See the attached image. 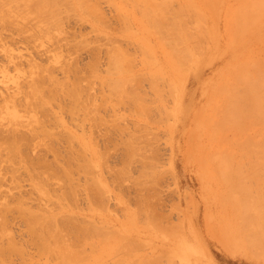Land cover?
I'll use <instances>...</instances> for the list:
<instances>
[{"label": "bare ground", "instance_id": "bare-ground-1", "mask_svg": "<svg viewBox=\"0 0 264 264\" xmlns=\"http://www.w3.org/2000/svg\"><path fill=\"white\" fill-rule=\"evenodd\" d=\"M62 1L63 0H9V2H12V7L15 4L18 5L16 6V8L21 7L22 10L25 7H28L30 9L29 6H32L34 10H31L33 9L31 7L30 11H34L36 15L32 12L34 14L33 15L30 11L29 13L28 10L26 11V13H29L27 15L31 16L32 14L33 17L35 16L34 19L36 21L31 22V25H35V28H37V26L39 25L38 27H41L39 28V30H41L42 27L45 26L44 29H47V31L51 29V26L49 28H46V25H43L42 22L44 23V21H47L49 19L51 22L53 20L52 23L54 25L55 22H57L58 14L57 16H53L51 14L52 18L54 17V19L52 20L50 19L51 16H49V18L47 19L44 14L50 15L49 13L54 10L53 8L57 6V3H59V6L61 4L60 2ZM71 1L69 0L70 4H67L66 8H68V5L71 6ZM90 1L88 0L87 2L89 6L91 5L89 4L91 3ZM214 1L215 0H183V4H179L177 0H114V8L116 9L117 16L121 18V22L123 18L122 10L125 6H130L132 10H137V12H139L138 14H140V17L142 18V21L139 23V32L138 34L129 33L128 36L132 38L138 45V50L140 51L138 53L143 54V56L145 55L148 60H145L144 57V60L139 63V65L141 64L139 72H131V77L128 79H124L127 74L125 77H122V73H126V71L128 72L129 70L127 69V67L125 68L126 65L128 66V64L126 63L127 61L125 62L126 65L122 62H124V59L127 60L128 58L129 60L130 58L122 53L121 48L113 47V45L111 48L112 50H110L107 45V48L110 50L109 51L105 48L109 51L106 59V61H108L107 65L109 67L107 66L105 70H107L108 68L109 69L107 71L104 70V72L106 73L104 76L103 74L102 76H99L100 74L98 75V84L101 82L102 85L101 83L99 84L101 85V87L104 86V88H108L107 92H105L106 90L104 91L103 89V91L107 93L108 96L103 93L100 87V91L103 93V95H100V102H97L99 103V105L95 102L94 98H88V96H85L86 98L83 100L82 95L86 94L85 90L89 87V82L92 81H89L90 79L86 80V78H77L78 75L76 74H78L79 72H77L78 70L73 65V63L70 64V62L69 65L64 64V67H59L61 71L65 73L66 78H70V75H73V77H71V81L69 79L70 82L68 83L66 82V78L59 80V78L53 76V70L56 69L48 68V66L53 67V65L46 64L45 67L44 65L40 66V64L35 63L36 61H32L33 58L26 61V63L28 62L27 65H29V67L27 66L28 72H26L25 75L28 76V80L25 86L23 88L16 87L15 91L12 94L5 93L4 95H0V105H3L5 109L8 108V103H10L12 106L11 111H1L2 117H0V121L1 118L2 120H4L3 118H5L6 124L0 126V167L1 164L5 163L4 166L7 168L6 163L7 161L10 162V167H8L7 169L9 170V177H11L12 180L15 176H13V174L18 172L19 169L23 170L25 172V176L27 175L28 180L32 182V191L33 189L35 190L33 192H36L37 197L35 199H32L29 196L25 197L24 194L22 195L19 192L21 190H17V194L15 195L14 193H9L11 190H8L9 192H5V194H3L4 197L0 195L3 199L0 201V234H6L3 231L8 228L7 225L10 223L8 222L7 216L11 215V217L9 218L12 219L15 216L16 220L18 219L22 223L21 225L24 226L23 236L26 237V239H23L25 241H22V243L16 242L18 243L16 244L14 242L15 239L8 238L6 236L9 240H11L9 242L7 241L8 245L4 244L6 242L0 239V243L1 241L4 242L3 244L1 243L4 247L0 244V264L14 263H12L13 260L8 261L10 259H5L6 256L4 255H7V258H9V255L6 253L7 251L9 254L13 252L17 254L16 256L21 255L19 256L20 258L18 257L20 259H18L20 264H30V261L33 259V255H28L27 250H25L26 252H24V248L27 249V246H31L32 248H34V252L38 256L39 260H44L42 264H124L123 259L127 255H125L123 259L122 256L128 253L126 251H123L124 254L122 253L123 247H126L125 244H122V241H126L125 239L129 238L127 240L128 242H135V237L137 236V234H135V239H133L135 241H133L131 237L125 238V235L123 236L122 234V231L125 230L124 227H122V222H118L116 227L111 225L107 211L105 209L104 211H102L103 206L100 207L102 202V200L100 201V199L106 192L107 187L103 184L102 179L96 175L95 170L96 168L98 170L100 169L99 165H101L103 161L102 155H104V150L105 153L107 152V148H104L103 152L100 149L101 154L95 148V154H97L98 152L97 158L99 159V161L102 160L101 163L97 158H95V154L92 155L95 156V160L97 159V161H95L94 163L91 161V159H89V157L86 158L87 155L83 158L82 154L85 155L84 151L89 148L86 147L87 144L84 140V135L82 137L79 134L76 135L74 133L71 134L70 132H67L65 129L67 127L62 121L60 115L62 112H67L70 116L72 115L74 117V115L78 114L76 111L77 109L78 111L82 109V112L85 109L86 111H88L87 109H90L92 111L91 106L92 104L95 105V103L96 106L93 112H97V108H101L102 104H107V97L110 98L113 96V100L117 102V104H115L117 106L120 105L118 103L122 102V98L126 97L123 101L129 102L131 104L130 109H133L132 111L130 110L132 112L131 113L128 108V115H130L129 118L131 119V122H129L131 123L130 126L132 127L130 128V126H124L125 128L122 129L123 126L120 127L121 125L119 124H117L119 126H113L116 122L112 124V126L113 128L117 127L114 128V130H117L118 132H123L122 130H126L125 132L127 134V140L125 139L124 141L126 142L122 143V148L124 146L126 155L124 154V150L123 154L126 158L123 156L125 159L123 157L122 159L130 162L132 160H136L137 162L141 163V165L150 167L152 166L151 169L147 171H141L138 175L142 177V180L135 181L134 184L135 186L138 185L137 188L140 189L142 186H146L145 183H148V179H151L157 173L153 165L150 164L148 160L150 159L152 161V158H155V160L153 159V161H156V157H154L155 153L153 154V150H156L158 148V145L161 143L162 138H164V141L166 143H170L169 139L173 137V122L175 121V118L178 121L179 119L181 120V118L185 119V114L189 110L190 106L185 105L184 99H181L180 97V85L187 76L186 73L188 70L189 72L191 71V73L194 74L195 70L197 69L193 68V64H196L195 51H197V45H199V40L203 35L202 31H200L201 25H204L206 21V26H204V33L207 35V32L209 31L207 28V17L210 18L212 24H215V22L217 21V10L214 9L215 4H212L215 3ZM0 2L4 4V6H7V4L10 6L9 2ZM64 2L66 1L64 0ZM76 2L77 0L75 1V3ZM92 2H96V0H92ZM87 3L86 0H78L77 8L79 7V4H84L85 6H87ZM84 5H82L83 9H81V12L86 9ZM95 5L97 4L95 3ZM9 6V9H2L0 7V17H2L3 19H8L9 22H11L13 14L17 15L18 12V14L21 15L26 10L24 9L21 13L17 11L18 8L17 10L13 8L15 9L13 10L12 7ZM89 6H87L88 8L85 10V12L89 13V16L91 17L92 15L90 12L94 10V8L92 7L93 5H91L92 8H90ZM73 8L74 7L72 5L69 10L73 11ZM10 9L13 11H17L16 14L14 12L12 16H8ZM87 10L89 12H87ZM96 10L98 11L99 9ZM97 11L94 10V12L98 13L99 11ZM226 11L227 13H225L224 20V29L227 33V41L225 44L226 48L231 47L232 45L243 46L245 45V43L252 42L258 46V52H256V50L248 51L249 49H244L241 56H239L235 62L230 64L227 63L228 66L224 70H220V73L216 78H214V81L212 80V83L211 81L208 82L206 84V89L203 88L204 90L202 94L205 97V99L203 100L204 102L201 104V106L192 108V110L190 111V120L186 128L185 156L187 161L195 164L194 166L196 167V172L201 183V189L204 195L205 203L209 205L208 209H210V211L208 214V218L206 219V223L209 225L208 228L210 229V231L215 232V230L218 229L222 231L221 237L224 240L222 241V243L228 251H234L245 243L248 246V249H253L252 252H257V255L264 256V0H234V6L229 7ZM94 12H92V14H94ZM26 13H24L25 15L21 16L17 15V19L21 21L20 23H23L22 26H20L21 24L17 25V20H15L17 23L13 20L16 26L14 23H12L13 21L11 22V26H13L14 24L13 27H15V29L10 30V33L15 34L16 36H13L17 37V39L19 40L21 39V41L25 38L24 36H26L23 34L33 31L31 25H29V29H32V31L26 29L24 25L25 22H22V18L26 16ZM80 14L83 15V12ZM85 15L88 16L87 14ZM18 16L22 18H18ZM37 16H41L43 18H36ZM100 16H103L101 15V12L100 14H98V17ZM31 17L29 18L31 19ZM24 20L27 21L28 18H24ZM38 20H42V22ZM3 21L5 22L6 20L4 19ZM37 21L41 24H37ZM51 22L45 23L49 24ZM255 24L258 25V27L253 29L252 26ZM26 25H28V23H26ZM0 27L4 28L2 26ZM7 27L8 25L6 26V28ZM53 27H56V25ZM55 29H57V27ZM111 29L113 28H110V30ZM45 31L46 30H43L45 36H47L49 32L46 33ZM52 31H50V33H52ZM1 35L2 34H0V36ZM4 35H2V38ZM17 35L19 36V38ZM51 35L52 34H50V36ZM29 36H31V34ZM47 37H49V35ZM51 37H49V39H51ZM10 38L15 39L11 36ZM113 40L114 42H116L115 39ZM83 42L85 41L83 40ZM110 42L112 43L113 41ZM115 45L117 46V44ZM137 45L135 46L136 48ZM260 45L262 46L261 48ZM120 47H122V45H120ZM123 51H125V49ZM157 51L161 53V55L163 56L162 58H158L155 55ZM122 54L125 56V58H123L124 56ZM56 58L57 57H55V59ZM29 61H32L33 63L31 62L29 64ZM9 62L14 63L12 60H10ZM14 65L16 64L14 63ZM123 65L125 66L123 67ZM87 68L88 70H92L89 69L90 67ZM87 68L85 67L86 72L85 74H82L84 75L82 77H85V75H90L86 74ZM88 73H90V71H88ZM90 76L92 77V75ZM95 76L97 78V75ZM95 76L94 79H96ZM79 77H81V75ZM84 80L86 82L85 86L88 87H85L83 84L85 90L83 89L82 92V81ZM136 80H144L145 82L147 81V85L145 87L148 86V90L150 89L148 91L149 96L146 93L147 89L145 90L146 92L142 93H140L141 90H138L140 91L139 93L136 92V89L135 92L134 90L133 92H131L130 90L132 89H130L129 91L127 90V86L130 85V83H132L133 81L135 82ZM65 86L66 88H64ZM92 87L90 86L89 89ZM137 89L141 88L138 87ZM128 93L131 94L129 95ZM97 95L99 96V94ZM89 96L92 97L91 95ZM63 97H65V99L67 98L66 100L70 101L68 103H72V105L64 104V107L63 105L60 106V104H62L63 102L60 99H62ZM89 99H93V103ZM59 100L61 101V103L53 106L52 108L51 105H54L52 101L57 102ZM77 101L80 102L78 103ZM127 102L126 104L127 106H129ZM88 104L91 106H89ZM49 105L52 108V111L50 110V108V114L47 113V115L45 114V110L46 112H48L47 110ZM111 105L112 104H110V106ZM15 106L22 108L23 111L27 113V115L29 114L28 119L30 120H28L29 122L27 121L25 125L19 124L21 121L18 119V116L16 114L18 110ZM54 107H57V111ZM113 107L114 105L112 106V108ZM53 109H55V112H53ZM39 111H41L40 115H42V117H40V115L38 114ZM81 111H79V113H82ZM86 113L84 114V116L87 115ZM90 113L92 112H89L88 114ZM50 115L52 118L49 117ZM80 116L81 115H79V117ZM90 117L92 118V116ZM115 117H120L119 121L121 120V118L122 120L124 119V117H121L120 115H116ZM98 119L92 118L93 122L96 121V125L95 122L92 123L94 127L97 125L99 127V124H97V121H99ZM90 120L88 118V121ZM100 120H102L101 124H104L102 123L103 119ZM105 121L108 122L107 119ZM49 122H52V126H48ZM89 123L91 124V121ZM74 124L75 123H73V125ZM110 127L109 129L112 128ZM57 128H60L61 130L59 131L58 129L59 132H57ZM54 130H56V132H54ZM106 138L107 136L105 135V140ZM36 139H38L37 141H39L38 144L34 143ZM44 139L45 142L46 140H48V143H45L43 141ZM90 139L86 141L89 142ZM74 141L75 143H79L78 145L80 147L75 145L77 148H80L79 150L74 149ZM60 143H65L66 155L60 153V150L58 148V145H60ZM41 144H43L42 146L45 148V155L47 152H51L53 156L52 162H47L45 156H41L40 154V156L37 155V157H32L33 154L31 156L29 155V149L30 151H33L35 150V148H37V146H40ZM83 144H86V148L83 147ZM94 144L92 146H95ZM89 146H91V143L89 144ZM93 149L90 148L89 150L93 151ZM90 153L92 154L93 152ZM68 154L70 158H75V160L73 161H81L79 164L76 163V167H78V169L75 168L76 164L73 167H71L72 165L70 166L69 162L67 161L68 158L66 159V156L68 157ZM74 155L79 158V161L78 159L76 160V157H73ZM103 158H105V155ZM121 163V165H124L125 167V164H123L124 162L122 161ZM12 164H14L13 167L11 166ZM96 165L98 167H96ZM127 166L125 167L126 170ZM6 168L4 169L6 170ZM72 168L76 171L80 170L83 175L82 181L84 182L81 185L82 189L80 190H82L84 194L86 209H79V207L77 208L78 205L74 206L70 203V201H72L71 198L73 192L75 191V187H73L74 185L72 186ZM116 168H119L120 171L119 169H117V171L114 170V172H112L114 173V176H116V178H121L124 171L121 172V170L123 169H121L120 166ZM4 169L2 168V170ZM111 169H114V167ZM104 171L105 170H103V172ZM86 175H90V177H86ZM120 178H117L115 180L117 181ZM12 180L10 179V181ZM54 180L56 181V183L54 182ZM49 182L50 184L54 182V185L57 186L55 187V189L54 187L49 188L50 191L52 190L53 192V194L50 195L53 196L50 197L49 194H47L45 195L44 199L40 195L41 193H45L47 191H45L44 186L47 188L46 185ZM58 182H61L62 184L60 185ZM114 184L115 181L113 185ZM14 187L18 189L17 186H13L11 187V189H15ZM7 193H9V195ZM94 197L99 198L98 203L97 201H95ZM141 197L137 196L136 198V201H141L138 202L139 204L142 203ZM30 200H35V204L38 205H35L36 207L34 206V208H30L32 204H29V206L27 205ZM41 200H44L45 202L48 201L51 204L48 205L49 207H45L44 205L46 204L42 205L44 201L42 202ZM52 204L53 207L51 206ZM135 206L137 207L136 209L129 211L130 220L141 214L140 212L148 215L147 210L142 208L143 205ZM97 208L99 214H95V212H92V209ZM138 211L139 214L137 213ZM152 217L155 218L153 215ZM131 227L132 225H130V228ZM140 237L142 236L140 235ZM20 244L24 247H22ZM140 246H142L143 248L145 244L143 242H140ZM7 247L14 248H10V250L12 251L9 252L10 250H6ZM173 247L174 246L172 245H168L169 249ZM19 250L21 253L19 252ZM190 252H192V250L190 246H187L186 239H178V246L174 248V258L176 259V262L178 260V262L175 264H195L191 263L188 260V254ZM143 253L146 252L143 251ZM21 257L23 259H21ZM125 259L127 260V258ZM128 259V261L130 262L128 264L173 263V258L170 255V250L159 252L157 256L153 257H148L146 256V254H142L140 258H138V260L136 259L134 262H131L132 260L130 258Z\"/></svg>", "mask_w": 264, "mask_h": 264}, {"label": "rangeland", "instance_id": "rangeland-1", "mask_svg": "<svg viewBox=\"0 0 264 264\" xmlns=\"http://www.w3.org/2000/svg\"><path fill=\"white\" fill-rule=\"evenodd\" d=\"M0 1H2V2L5 1V3L9 2V0L8 1L7 0H0ZM65 1L66 2H64V0L62 2H60L61 4H63V5H61V4L59 5L60 8L58 6L59 3H57V6L55 7L56 9L53 8L54 10L51 13L48 12L50 15L44 14L47 19L49 18V16H51V14L53 16H55V15L57 16V14H58L57 22H55L54 25L52 23L53 22L52 19H54V17L52 18V16L50 18L52 20V22L49 19L48 20L45 19L47 21H44V23L45 22H51L49 24H46V23L44 24L42 22L43 19L41 21L38 20V21L42 22L43 25H46V28H49L51 26L50 28L52 29V27L56 25L57 29H55L56 27H53V29H52L53 31L51 29H49L50 31H52V33H50L49 30L47 31V29H44L45 26L42 27L43 30H46L45 31L46 33L49 32L47 34V36L49 35V37H51V36L53 37V38L51 37V39H49V37L45 36V33L43 32L42 29L39 30V28H41V27H38L39 25L37 26L38 29L35 28L36 27L35 25L34 26L31 25L32 24L31 22L36 21L34 19L35 16L33 17V15L34 14L36 15V13H34V11H32L34 13L33 14L30 11L32 6H29L30 9L28 7L24 6L25 8H23V10L24 9H26V10L23 12L21 7L20 8L22 11L20 10L19 7H17L18 8V10H17L16 6H18V5L14 4V6L12 7L11 6L12 2H9L10 6L8 4H7V6L6 5L4 6V4H2L0 2L1 3L0 7L2 9H5V8L7 9L9 6V7H12V9L15 8L17 11H19L21 13L23 12V14H21V15H25L24 13H26L27 10H28V12L30 11L33 14V15L31 14V16L33 17V20H32V17L27 15L30 12L26 13V16L24 18L25 19L28 18V20L25 21L24 18L20 17L21 15L18 14L17 11H13L15 9H13V10L10 9V11H9L8 16H12V14L14 12H15V14L17 12V15H20V16H18V18H22L24 20V21L22 20V22H25L24 25H25L26 29L30 28L29 25H31V27L33 29V31H32V29H29L32 32L29 31L30 33L26 32L25 34H23L26 36H24L25 38L22 41H21V39L20 40L17 39V37H15L16 36L15 34L10 33V30L15 29V27H13L15 22H16L15 20L18 21L17 25H20V24H21L20 26L23 25V23H20L21 21H19L17 19V15L13 14V16H12L13 18L11 19V22L13 20L15 21V22L14 21L12 22V23H14L13 26H11L12 24H11V22H9L8 19L4 18L6 21L8 20L7 22L6 21L4 22L3 21L4 19L2 17H0V18H2V19H0V26L6 28V26L8 25V27L6 28L7 30L0 27V34L6 35V36L4 35L5 37L3 36V38H2V35L0 36V95L1 94L4 95L5 93L12 94L15 91L16 87H19V88L22 87L23 88L25 86V84L27 83V80H28L27 79L28 76H25V75H26V72H28V67H29V65H27L28 62L26 63V61L31 60L33 58L32 61H34V62L36 61L35 63L40 64V66L44 65V67H45L46 64L47 65H53V67L48 66V68L49 69L50 68L56 69V70H53V76L56 78H59V80L66 78L65 73H63L60 69L61 66L64 67V64L69 65L70 62H71L70 64L73 63V65L78 70L77 72H79L78 74H76V75H78L77 78H86V80L90 79L89 81H92V82L88 81L90 83L89 87L94 86V87L89 89L88 86H85L86 85L85 80L82 81V92H83V89L85 90V87H88L85 90L86 92L84 91L86 94L84 93L85 95H82L83 100L86 98L85 96H88V98H94L95 102L97 103V102H100L99 98H100V95H103V93L106 94V96H108V94L105 93L108 91L107 90L108 88L106 89V87L104 88V86H102L103 87L102 88L101 82H100L101 85H99L100 83L98 84V75L100 74L99 76H102V74H103V76H104L106 74L104 72L105 68H107V66H108L107 65L108 61H106V59H107V55H108L109 51L112 50L111 48L113 45H114L113 47L121 48L122 53L125 56L129 57L130 58L129 60L132 61V62L129 61L128 58L126 57L127 60L124 59L123 60L124 62H122L125 65H126V63L128 64V66L123 65V67L125 66V68L127 67V69L129 70L128 71L129 73L127 71H126V73L125 72L122 73V75H123L122 77H125L127 74V76H126L127 78L125 77L124 79L130 78L131 72H136V71L139 72V69L141 68V64L139 65V63H141L144 60V57H145V60H148V58L145 55L143 56V54L138 53V52H140L138 50V45L136 44V42L132 38H130L128 36L129 33L130 34H138V32H139V28H140L139 23L142 21V18L140 17V14H138L139 12H137V10H132L130 6H125L124 9L122 10V17L124 19L122 18V22H121V20H120L121 18H119V16H117L116 9L114 8L115 7L114 0H96V2H92V0L91 1L89 0L91 2L89 4L93 5L92 7L94 8L95 11H97L96 9H99L98 10L99 12L97 11L98 13H96V12H94V10H92L90 12L92 15L91 17L89 16L90 15L89 13L85 12V10L88 8L87 6H89L87 3L88 0H86L87 6H85L84 4H79L78 8H77L78 0L76 3H75L76 0H72L73 2L70 0L71 6L68 5V8H66V7H67V4H70V2H69V0H65ZM93 1H95V0H93ZM112 1H113V3H112ZM177 1L179 4H183V0H177ZM214 2L215 3H212V4L213 5L215 4L214 9L217 10V14H218V16L216 18L217 21L215 22V24H212V22L210 21V18L207 17V21H208L207 28L209 30L207 32V35L204 33V26H206V21H205L204 25H201L200 31H202L203 35L199 40L200 41L199 45H197L198 49H197V51H195L196 64H193L194 65L193 68H197V69L195 70L194 74L191 73V71L189 72V70H188L186 73L187 76L185 77L186 80L184 79L182 84L180 85V94H181L180 97H181V99H184L185 105L190 106L189 110L185 114V116H186L185 119L181 118V120L179 119V121H178L175 118V121L173 122V124H174L173 137L171 139H169L170 143L169 144L166 143L164 141V138H162L161 143L158 145V148L156 150H153V154L155 153L154 157H156V161H153V159L155 160V158H152L153 162L150 159H148V160H149L150 164L153 165V167L155 168L157 173L151 179H148V181H147L148 183H145L146 186H142V187L140 186L141 187V189H140V188H137L138 185L135 186L134 184H135V181L142 180L141 179L142 177L139 176L138 174H140L141 171H147V170L151 169L152 166L150 167V166H146V165L145 166L141 165V163L137 162L136 160L135 161L132 160L131 162L124 160L126 158L125 157L126 153L124 150L125 149L124 146L122 148V143L126 142V141H124L125 139L127 140V138H126L127 134L125 132L126 130H122L124 132L123 133V132H120V131L118 132L117 130H114V128H117V127L113 128V126L121 125L120 127L123 126L122 127V129H123L125 127H129L131 124L130 123L131 119L129 118L130 115H128V113L130 110L132 111L133 109H130L131 104L129 102L126 101L129 105V106H127L126 102L123 101L124 98H126V97L122 98L123 100H122V102L118 103V104H120L118 106L115 105V104H117V102H115V100H113V96L110 98L107 97V101H106L107 104H102L101 108L100 107L97 108L98 109L97 112H95V111L93 112V110L95 109V106H96V103H95V105L92 104V106L88 104L89 106H91L92 111L90 109H87L88 111H86V109H85L82 112L81 111L82 109H80L79 111H81L83 113L82 114V113H79V111L77 109L76 111L78 114L76 113L77 115H74V117L72 115L70 116L69 113H67V112L66 113L62 112L60 115V117L62 118V121L65 123V126L67 127V128H65L67 132H70L71 134L74 133L76 135L79 134L82 137L84 135V138H85L84 140H85L87 145L83 144V147H85V145H86V147H89V148L86 149V151H88V152L84 151L85 155L81 153L83 155V158L87 155L86 158L89 157V159H91V161L94 163L98 159L97 158L98 152H97V154H95V152H96L95 148H96V150H98L100 152V154H101L100 149L103 152V149L107 148L106 149L107 154L105 153V150H104L105 158H103L104 155H102L103 161L102 160L99 161V159H98V161L100 163L102 161V164L99 165L100 169L98 170L96 168V167H98L97 165L95 167L96 168V170H95L96 175L102 179L103 184L107 187L106 192L104 193L103 197L100 199V201L102 200V202H103V203L101 202L100 207L103 206L102 211H104V209L107 211L109 218H110V224L111 225L116 227L118 222H120V223L122 222V227H124V229L126 231H128V232H126L125 230L122 231V234H123V236L125 235L124 236L125 238L131 237L132 240L136 238V241L133 240L136 243L135 242L130 243L131 241L128 242L127 240L129 238L128 239L124 238L126 241H122L123 242L122 244L126 245V247H123L122 253H123V251H126L129 254L128 255V254L123 253L124 255L122 256V259L125 255H127L123 259L124 264L126 261H127L126 264L130 263L128 261L129 260L128 258H130L132 260L131 262H134L136 259L138 260V258H140V256L142 254H146V256H148V257H153V256H157V254H159V252L167 251V250H170V255L173 258L172 264H175L178 262V260L176 262V259L174 258V248H176L178 246V239H181V238L186 239L187 246L191 247L192 252H190L188 254L189 255L188 260L191 263H195V264H264V256H262V255L259 256L256 254L257 252L256 253L252 252L253 249H250V248L248 249V246L245 243H244V245H241L240 247H238V249H235L234 251H228V250H226V248L224 247V244L222 243V241H224L223 238L221 237L222 231L220 229L215 230V232L210 231V229L208 228L209 225L206 223V219L208 218V214L210 211V209H208L209 205L207 203H205L204 195H203V192L201 189V183H200L199 177H198L197 172H196V167L194 166L195 164L190 162V161H187L186 156H185L186 155V150H185L186 128H187V126L189 124V120H190V116H189L190 111L192 110V108H197L198 106H201V104L204 102L203 100L205 99V97L203 96L202 92L204 89H206V84L210 81L212 83L214 81V78H216L217 75L220 73V70H224L228 66V64L235 62L238 59V57L241 56L244 49H249L248 51L256 50V52H258V46L252 42L251 43H245V45H243V46L232 45L231 47L226 48L225 44L227 41V36H226L227 33L225 32V29H224L225 28V26H224L225 13H227L226 10H228L229 7L234 6V0H223V1L215 0ZM219 2H220V4H219ZM31 3H29V4H31ZM95 3L97 5H95ZM75 4H76V6H75ZM72 5L74 7L73 11H75V12H73L72 10H69L70 7H72ZM82 5H84L86 7V9H84V11H82L83 15L80 14V13H82L81 9H83ZM91 5L89 6L90 8H92ZM217 7L219 10L217 9ZM57 8H59V9H57ZM79 8H80V11H79ZM31 10H34V8ZM11 11H13V12H11ZM54 11L56 14L54 13ZM10 12H11V15H10ZM76 12H78V13H76ZM87 12H89V11L87 10ZM92 12H94V14H92ZM100 12H101V15H103V16H100L101 18L98 17V14H100ZM85 14H87L89 17L86 16ZM28 16L31 17V19ZM40 17L37 16L36 18H39V19L43 18V17H41V18ZM116 17H117L119 22L117 21ZM59 19H60V21H59ZM30 20H32V21H30ZM135 20L137 23L135 22ZM1 21H2V24H1ZM28 21H30V22H28ZM40 22H38L37 24H39ZM117 22H118V24H117ZM3 23H4V25H3ZM26 23H28V25H26ZM47 25H49V26H47ZM107 25H108V28H107ZM15 26H16V24H15ZM27 26H28V28H27ZM111 26H113V27H111ZM117 26L120 28H118ZM257 27H258V25H256V24L252 26L253 29H255ZM110 28H113V29L110 30ZM37 30H38V32H37ZM28 34L29 35L31 34V36H29ZM50 34H52V35L50 36ZM9 35L11 37H14L15 39H13V38L11 39ZM13 35H15V36H13ZM33 36L34 37L36 36L35 37L36 39ZM18 38H19V36H18ZM31 38H32V42H31ZM82 39L85 42H83ZM113 39H115V41L116 42L118 41V42L117 43L114 42ZM43 41H46V42H43ZM110 41H113L112 43H114V44H112ZM119 41H122V42H119ZM54 44H56V45H54ZM115 44H117V46ZM135 44L137 45V48L135 47L136 46ZM107 45H108V48L110 50L107 48ZM120 45H122V47L125 49V51H123L124 49L122 47H120ZM261 47L262 46L260 45V48ZM105 48L108 49L109 51L106 50ZM106 52H107V54H106ZM125 52L128 54H126ZM133 53H135V54H133ZM132 55H134V56H132ZM155 55L158 58L163 57L161 55V53H159V51H157ZM236 55H237V57H236ZM17 56L19 57V59ZM125 56L123 58H125ZM141 56H142V58H141ZM15 57H17V58H15ZM55 57H57V58L55 59ZM63 57H64V59H63ZM9 59L12 60L16 65H14V63H12V62H9L10 61ZM32 61H29V64ZM56 61H57V63H56ZM92 61L94 62V64L96 66L93 64ZM128 61L131 63H129ZM54 66H55V68H54ZM85 67L86 68L90 67L89 69H92V70H88V68H87V73H86V74L92 75V77L90 75L89 76L85 75V77H82V76H84L82 74H85V72H86ZM107 70H105V71H107ZM88 71H90V73H88ZM91 71H92V73H91ZM79 74L81 75V77H79L80 76ZM95 75H97V78ZM70 76L73 77V75H70ZM94 76L97 80L94 79ZM71 77L70 78L67 77L68 79L66 78V82L69 83L71 81ZM69 79H70V81H69ZM72 80H73V78H72ZM83 84L85 87L83 86ZM146 85H147V81L145 82L144 80H138V81L136 80L135 82L133 81L132 83H130V85L127 86V90L129 91L130 89H132L130 91L133 92V90H134V92H135V89H136L137 93L140 92L138 90H141L140 93L147 91L146 93L148 94L149 93L148 91L150 89L148 90L149 87L148 86H147L148 88L145 87ZM100 87H101L102 91H103V89H104V91L105 90L106 91L105 92L103 91V93H102L100 91L101 90ZM138 87L141 89H137ZM64 88H66V86ZM95 89H98V90H95ZM92 92H96V93H92ZM64 94H65V92H64ZM97 94H99V96ZM128 94L130 95L131 93H128ZM89 95H91L92 97H90ZM148 96H149V94H148ZM62 99H60L61 101H63L62 104H60L61 103L60 100H59L60 102L57 101L58 103L56 101H54V102L52 101V103H54V105L51 103L52 104V105L50 104L51 107L53 108V106H55L57 104H60V106L63 105V107H64V104L65 105H68V104L72 105V103H68L70 101L66 100L67 98L65 99V97H63ZM109 99H111V100H109ZM89 100H91V102H92L93 99H89ZM112 100H113V102H112ZM77 102L79 103L80 101H77ZM77 102H76V104H77ZM109 103L112 105L110 106ZM8 104L9 105H8L7 109H5L3 105H0V117H2V112H1L2 110L5 112L12 110L11 104L10 103H8ZM97 104L99 105V103H97ZM50 105H49V107L47 106L48 112H46V110H45V114H47V113L50 114L49 111L50 110L52 111V108L50 107ZM103 105H104V107H103ZM113 105H114V107L112 108ZM16 108L18 110L16 113L18 116V119L22 122L21 123L19 121L20 122L19 124L25 125L26 122L28 120H30V119H28L29 114L27 115V113L24 112L23 109L18 107V106ZM16 108H14V109H16ZM54 108L57 111V107H54ZM128 108H129V111H128ZM55 109H53V112H55L54 111ZM14 112H16V111H14ZM86 112H88V113L92 112L93 114L92 113L88 114ZM85 113L87 114L86 116H84ZM38 114L40 115L41 111H39ZM115 114L120 115L121 117H124V119L122 120V118H121V120L119 121L120 117L119 118L115 117L116 116ZM79 115H81L80 117H81V120H83V121L80 120ZM94 115L97 117H95ZM90 116H92L93 119L99 118L98 120L100 121V123H99V121H97V124H99V127H98V125L94 127V125L92 123L95 122V125H96V121L93 122L92 118ZM40 117H42V115H40ZM49 117H51V115ZM83 117L85 118V120ZM87 117L89 118V120L91 118V120H90L91 124L89 123L90 121H88ZM74 118L75 119L77 118V119L75 120ZM3 119L4 120H2V118H1V121H0L1 125L0 126H2L3 124L4 125L6 124L5 118H3ZM100 119H103L102 123H104V124H101L102 120H100ZM106 119L108 122L105 121ZM50 120H52V119H50ZM121 121H123V122H121ZM73 123H75L74 125H77V126H74ZM112 124H114V125L112 126ZM117 124H119V125H117ZM48 126H52V122H49ZM109 127L111 129H109ZM131 127L132 126H130V128ZM58 129H59V131L61 130L60 128H57L56 129L57 132H59ZM56 130H54V132H56ZM105 135L107 136L106 140H105ZM88 139H90L91 141L90 140H89V142L86 141ZM92 139L95 141H93ZM113 139L116 141H114ZM37 140L38 139H36L34 141V143L38 144L39 141H37ZM43 141L45 142V139ZM94 142H95V144H94ZM112 142L114 143V145ZM45 143H48V140H46ZM90 143H91V146L93 144L95 146H92V147L89 146ZM111 143L113 146L111 145ZM78 144L79 143H75V141L73 142L74 149H76V150L80 149V148H77L75 146V145H77L78 147H80ZM118 144L121 146H119ZM42 145L43 144H41L40 146H37V148H35V150H33V151L31 150L32 152L29 149L28 150L29 155L31 156L33 154L32 157H37V155L40 154L41 156H45L47 162H52L53 156H52L51 152H47L45 155V148ZM58 148L60 150V153L66 155L65 143H62V144L60 143V145H58ZM90 148L91 149L94 148L93 151H90L89 150ZM123 150H124L125 155L123 154ZM89 151L93 152V153L91 154ZM93 154H95L96 157L92 156ZM65 155H64V157H65ZM73 157H76V160L78 159V161H79V158L77 156L74 155ZM94 157L97 159L95 160ZM122 157L124 159H122ZM92 158H93V160H92ZM66 159L69 162L70 166L72 165L71 167H73L76 163L79 164L81 162V161H79V162L73 161V160H75V158L74 159L70 158L69 154H68V157L66 156ZM67 161H66V163H67ZM122 161L124 162L123 164H125V167L128 164L127 170L125 169L124 165H121ZM125 161H126V163H125ZM105 162H106V165H105ZM103 163H104V165H103ZM77 164L75 165V168L78 169V167H76ZM4 165H5V163L1 164V167L3 169L6 168ZM6 166H7V168L10 167L9 161H7ZM11 166L13 167L14 164H12ZM100 166H102V167H100ZM119 166L121 169H123V170H121V172H123V171L124 172H123V174H122L123 176L121 178L117 177V178H120L117 180V181H119V180L120 181L117 182L115 180L117 178H116V176H114L113 172H114V170L117 171V169H119V168H116V167H119ZM103 167H104V169H103ZM113 167H114V169H111ZM2 168L0 170V173H1L0 177L2 178V179L0 178V195H2V197H4L3 194H5V192H9L10 190L11 191L9 193H12V194L14 193V195L17 194V190L18 191L21 190L19 192L22 195L24 194L25 197L29 196L32 199H35L37 197L36 192H33L35 190L33 189V191H32V185H31L32 182L30 180H28L27 175L25 176V172L23 170L19 169L18 172L13 174V176L15 175L14 179H13L15 181V183H14L12 178L9 177V172H8L9 170L7 168H6L7 171L5 169L2 170ZM103 170H105L104 171L105 173L103 172ZM93 171H94V169H93ZM119 171H120V169H119ZM6 172H8V173H6ZM71 172H73L72 173L73 174L72 175L73 176L72 186L74 185L73 187H75L74 188L75 191L73 192V195H72V198L73 197L74 198L73 199L71 198L73 203H72V201H70V203L74 206L78 205L77 208L79 207V209L85 208L86 207V201L84 200L83 191L80 190V189H82L81 185L84 182V181H82L83 175L80 172V170L76 171L75 169L73 170V168L71 169ZM107 173L109 175L111 174L112 176L111 175L109 176ZM20 174H22V175H20ZM10 176H11V174H10ZM106 176H107V178H106ZM86 177H90V175H86ZM110 177H112V178H110ZM10 179L12 181H10ZM110 179H112V180H110ZM121 180H122V182H121ZM109 181H110V183H109ZM114 181H115V184L113 185ZM149 181H150V183H149ZM54 182L56 183L55 180H54ZM54 182H52V184H50V182H49L46 185L47 188L44 186L45 191L46 190L47 191L45 193L44 192L41 193L40 196L42 198L45 199V195H47V194H49L50 197L53 196V195H50V194H53V192H52V190L50 191L49 188L54 187V189H55V187L57 185H54ZM73 182H74V184H73ZM58 183L60 185L62 184L61 182H58ZM13 186H17L18 189H16V187H14L15 189H13V188L11 189V187H13ZM118 191H122V192H118ZM139 192H140L142 197L140 196ZM9 193H7V194L9 195ZM105 194H106V196H105ZM136 195L142 198L141 204L138 203L141 201H139V200L136 201V198H137ZM2 197L0 196V201L3 200ZM94 199L98 203L99 198L94 197ZM41 201L43 202L44 200H41ZM35 203H36L35 200H30V202H28L27 205L29 206V204L30 205L32 204L33 206L31 205L30 208H32V207L34 208L35 205H38ZM44 204H46V205H44ZM50 204L51 203H49L48 201L47 202L44 201V203H42V205H44L45 207L50 205ZM99 204H100V202H99ZM40 205H41V202H40ZM118 205H119V208H118ZM135 205H138V206L143 205L142 208L147 210L148 215H146L143 212H140L141 214H139V211H138L137 213L139 215L137 214L138 216H136L130 220L129 219V215H130L129 211L136 209L137 207ZM51 206L53 207V204ZM95 210H97V211H95ZM92 212H95V214H99L98 208L92 209ZM121 213H122V215H121ZM152 215L155 218H153ZM9 217H11V215L7 216L8 222H10L7 225L8 230L5 229V231H3L6 234H3V235L0 234L1 235L0 239L5 241L6 243H4L3 241H1V243L7 244L9 241H11L8 238H13L15 240L18 239L19 241L14 240V242L15 243L16 242L22 243V241H25L23 239H26V237L23 236L24 235L23 234L24 233L23 232L24 226L21 225L22 223L18 219L17 220L19 222L16 220L15 216L13 217V215H12V217L14 218V219L12 218L13 220ZM98 220H100V219H98ZM19 223H20V225H19ZM130 225H132L131 228H130ZM160 231H162L164 234ZM21 233H22V235H21ZM132 234H133V236H132ZM135 234H137L136 237H135ZM11 235H12V237H11ZM140 235L142 237H140ZM20 236L22 237V239ZM222 236H223V233H222ZM140 242H143L145 244V246L143 248H142V246H140ZM18 243H16V244H18ZM168 245H172L174 247L169 249ZM21 246L24 247L23 245H21ZM10 248L7 247L6 250L7 249L10 250ZM12 248H14V247H12ZM26 248L27 249L24 248V252H26L25 250H27L28 255H33V259L30 261V264H42L43 263L44 260L38 259V256L34 252V248H32L31 246H29V247L27 246ZM142 250L146 253H143ZM11 251L12 250H10L9 252H11ZM15 251H18V250H15ZM19 252H20V250H19ZM19 252H18V255H19ZM6 253L9 255L8 256L9 258H7V255H4V256H6L5 259H7V260L10 259L8 261L13 260L12 261V263L14 262L13 264H16L17 262H18L17 264H20L18 259L20 258L19 256H21V255L16 256L17 254L13 253V252L12 253L14 255L12 253L9 254L8 251ZM11 255H12V257L13 256H15V257L12 258ZM125 258H127V260ZM21 259H23V258L21 257ZM124 260H126V261H124Z\"/></svg>", "mask_w": 264, "mask_h": 264}]
</instances>
